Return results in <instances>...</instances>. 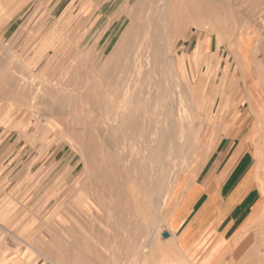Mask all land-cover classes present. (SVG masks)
Wrapping results in <instances>:
<instances>
[{
	"label": "rangeland",
	"instance_id": "374dc122",
	"mask_svg": "<svg viewBox=\"0 0 264 264\" xmlns=\"http://www.w3.org/2000/svg\"><path fill=\"white\" fill-rule=\"evenodd\" d=\"M135 1L128 0L129 5ZM152 1L149 5L162 3ZM204 2L216 16L188 23L185 37L167 50L172 59L164 54L163 63L154 62L147 50L140 56L139 67L133 57L125 60L111 53L126 24L119 11L125 0L12 2L16 16L8 24L0 20V126L5 141L13 146L5 148L6 161L0 162V187L7 190L6 198L15 199L7 201L14 206L15 222L0 226V264L99 262V254H90L88 249L83 253L78 242L80 218L133 215L145 226L143 217L152 214L154 226L159 224L157 216L167 213L171 190L180 186L176 183L181 178L195 174V161L205 154L203 111L196 109L190 81L207 77L197 63L199 58L190 64L182 57L195 39H212L213 46L223 51L222 65L231 70L228 93L251 95L252 111L242 101L237 112L248 113L253 124L252 149L263 174L260 187L264 194V0ZM210 63L208 58L204 65ZM220 77L211 79L215 87H199L200 95L217 99ZM104 86L109 91L101 89ZM218 104L210 105L216 109Z\"/></svg>",
	"mask_w": 264,
	"mask_h": 264
},
{
	"label": "crops",
	"instance_id": "0c3cea01",
	"mask_svg": "<svg viewBox=\"0 0 264 264\" xmlns=\"http://www.w3.org/2000/svg\"><path fill=\"white\" fill-rule=\"evenodd\" d=\"M15 1L25 0H0V20L5 24L16 16ZM186 51L181 55L185 61L192 64L199 58L197 63L207 77L190 81L196 109L203 111L205 154L195 161V174L184 176L176 183L180 186L171 190L168 211L158 214L157 226L152 214L143 217L145 226L133 215L80 218L81 240L77 239L83 253L88 249L90 254L100 255L99 262L89 264H264L263 174L252 149L250 116L237 112L242 101L252 111L253 100L250 94L228 93L231 70L223 67L224 53L213 46L212 39L192 40ZM208 58L211 63L205 66ZM178 62L183 73L182 58ZM215 75L221 76L219 97L200 95L199 87L217 85L210 83ZM212 102H219L216 109ZM2 130L0 126V162L4 164L5 148L13 146L5 141ZM7 195L0 187L1 227L3 222H15L14 206L7 203L15 199ZM72 239L75 245L77 241Z\"/></svg>",
	"mask_w": 264,
	"mask_h": 264
},
{
	"label": "bare ground",
	"instance_id": "6f19581e",
	"mask_svg": "<svg viewBox=\"0 0 264 264\" xmlns=\"http://www.w3.org/2000/svg\"><path fill=\"white\" fill-rule=\"evenodd\" d=\"M151 1V0H150ZM150 1L149 0H136L135 1V3L133 4V5H129V2H128V0H125V2L126 3H124L125 5L123 6V3H121L122 4V8L119 10L120 12H121V15H123L124 17H125V19H126V24H125V26H124V28H123V30L121 31V33H120V37H119V39H117V42L114 44V48L113 49H111L112 50V55H116V54H118L117 56H119V58H123V59H125V60H128V59H130L131 57H133V59L135 60V65H136V67H139V64H140V56L141 55H143L144 54V52H146L147 50H150L149 52H152V55H153V61L154 62H162L163 63V59H164V54L168 57V58H170V59H172L171 58V54L169 53V51H167L169 48H170V46H172V45H174V43L178 40V39H180L181 37H185L184 36V29H185V27L188 25V23H196L197 22V20H201L202 18H204L205 16H212L213 17V15H215L214 14V12H212L211 10V5L213 6V4H211L210 5V9L208 8V6H207V4L204 2V0H160V1H162V3H160V4H154L153 6L152 5H149V3H150ZM156 1V0H155ZM256 1V0H255ZM153 3H154V0L152 1ZM159 2V1H158ZM155 3H157V1L155 2ZM151 4V3H150ZM209 4H210V2H209ZM215 4H217V3H215ZM120 6V5H119ZM216 5H214V7H215ZM117 10H118V8H117ZM116 10V11H117ZM215 10V9H214ZM216 11V10H215ZM120 12L118 13V14H120ZM218 12H219V9H218ZM117 13V12H116ZM220 13V12H219ZM255 13V12H254ZM248 14V13H247ZM252 14V13H251ZM105 15V14H104ZM117 15V14H116ZM216 16V15H215ZM117 17H118V15H117ZM121 17V16H120ZM120 17H118V19H120ZM99 19V18H98ZM112 21V20H111ZM89 23V22H88ZM92 24H93V22H92ZM121 24H123V22H122V19H120V25ZM193 24V25H194ZM106 25L107 24H105V26L104 27H106ZM103 27V28H104ZM103 28L101 29L102 31H104L103 30ZM96 29V28H95ZM100 30V31H101ZM89 33V32H88ZM71 36V35H70ZM81 37H83V36H81ZM85 38V37H84ZM97 40V39H96ZM78 41V40H77ZM81 41V40H80ZM89 41V40H88ZM93 43V42H92ZM26 44V43H25ZM85 44H87V43H85ZM85 47V46H84ZM93 47V46H92ZM173 48H174V46H173ZM90 49V48H89ZM82 50V49H81ZM88 50V49H87ZM94 50V49H93ZM172 50V49H171ZM83 51V50H82ZM95 51V50H94ZM87 54V53H86ZM86 54H83L84 56L86 55ZM93 54H95V52L93 53ZM92 54V55H93ZM110 55V54H109ZM149 55V54H148ZM1 56V55H0ZM74 56V55H73ZM111 56V55H110ZM145 56V55H144ZM150 56H151V54H150ZM150 56H149V58H150ZM88 57V56H87ZM112 57V56H111ZM114 57V56H113ZM162 57H163V59H162ZM72 58V57H71ZM84 58V57H83ZM95 58V57H94ZM94 58H92V60H94ZM107 58H108V56H107ZM145 58V57H144ZM85 59H86V57H85ZM132 59V60H133ZM108 60V59H107ZM107 60H105V61H107ZM115 60V59H114ZM148 60H152L151 58L150 59H148ZM5 61V60H4ZM111 61H113L112 59L110 60V63H111ZM152 61V62H153ZM69 62V61H68ZM131 62V61H130ZM109 63V64H110ZM115 63V62H114ZM165 63V62H164ZM173 63V62H172ZM176 63H177V60H176ZM86 64H88V63H86ZM85 64V65H86ZM120 64V63H119ZM144 64V63H143ZM157 64V63H156ZM166 64V63H165ZM168 64V63H167ZM1 65H3V64H1ZM118 65V64H117ZM123 65V64H122ZM153 65V64H152ZM8 66V65H7ZM78 66V65H77ZM80 66V65H79ZM78 66V67H79ZM90 66V65H89ZM93 66V65H92ZM108 66V65H107ZM111 66V65H110ZM127 66V65H126ZM23 67V66H22ZM103 67H104V65H103ZM112 67V66H111ZM128 67V66H127ZM152 67V66H151ZM157 67V66H156ZM80 68H81V66H80ZM79 68V69H80ZM92 68V67H91ZM130 68V67H129ZM102 69V68H101ZM107 69V68H106ZM149 69V68H148ZM152 69V68H151ZM157 69V68H156ZM155 69V70H156ZM160 69V68H159ZM78 70V69H77ZM81 70V69H80ZM86 70V69H85ZM92 71V73L93 72H95V70L93 71V69H91ZM97 70H99V68L97 69ZM129 70V69H128ZM150 70V69H149ZM154 70V71H155ZM10 71V70H9ZM100 71H102V70H100ZM126 71V70H125ZM157 71V70H156ZM0 72H2V71H0ZM4 72V71H3ZM11 72V71H10ZM78 72V71H77ZM102 72H105L104 70L102 71ZM107 72H108V70H107ZM123 72V71H122ZM145 72V71H144ZM12 73V72H11ZM99 73H101V72H99ZM116 73H118V72H116ZM84 74V73H83ZM94 74V73H93ZM92 74V75H93ZM110 74V73H109ZM11 75V74H10ZM86 75V74H85ZM101 75V74H100ZM106 75V74H105ZM125 75V74H124ZM138 75V74H137ZM77 76V75H76ZM91 76V75H90ZM102 76V75H101ZM122 76H123V74L121 75V80H122ZM21 77H22V75H21ZM82 76H80V78H81ZM87 77V76H86ZM95 77V76H94ZM94 77H93V79H94ZM99 77V76H98ZM109 77L111 78V77H113V75H109ZM18 78V77H17ZM90 78V77H89ZM97 78V77H96ZM106 78V77H105ZM115 77H113V80H116V79H114ZM22 79H24V78H22ZM22 79H21V81H22ZM119 79V78H118ZM53 80V79H52ZM120 80V79H119ZM123 80H124V78H123ZM133 80V79H132ZM25 82H26V79L24 80ZM23 81V82H24ZM82 81V80H81ZM108 81V79L106 78V82L105 83H108L107 82ZM136 81H137V79H136ZM20 82V81H19ZM18 81H17V83H19ZM22 82V83H23ZM24 82V83H25ZM52 82V81H51ZM93 82V81H92ZM94 82H96V81H94ZM94 82H93V84H94ZM97 82H98V79H97ZM110 82H111V80H110ZM112 82H114V81H112ZM131 82V81H130ZM141 82V81H140ZM9 83V82H8ZM7 83V84H8ZM10 83H12V80H11V82ZM82 83H84V81L82 82ZM89 83V82H88ZM99 83V82H98ZM97 83V84H98ZM103 83H104V81H103ZM104 83V84H105ZM118 83V82H117ZM120 83V82H119ZM133 83V82H132ZM142 83V82H141ZM20 84H21V82H20ZM26 84V83H25ZM77 84H78V82H77ZM114 84V83H113ZM121 84V83H120ZM131 84V83H130ZM12 85V84H11ZM55 85V84H54ZM66 85V84H65ZM88 85V84H87ZM133 85V84H132ZM15 86H16V84H15ZM28 86V85H27ZM84 86V85H83ZM96 86V85H95ZM99 86V85H98ZM114 86V85H113ZM130 86V85H129ZM26 87V86H25ZM70 87V86H69ZM107 87V86H106ZM111 87V86H110ZM118 87H119V85H118ZM18 88V87H17ZM20 88H22V85L20 86ZM28 88V87H27ZM49 88V87H48ZM81 88V87H80ZM91 89H92V87H90ZM99 88H101V87H99ZM104 88H105V86L104 87H102L101 89H103L104 90ZM108 88H109V86H108ZM106 89L107 91H109V89ZM25 89V88H24ZM59 89V88H58ZM62 89V88H61ZM68 89V88H67ZM94 89V88H93ZM18 90V89H17ZM22 90V89H21ZM28 90V89H27ZM26 90V91H27ZM79 90V89H78ZM81 90V89H80ZM114 90H115V86H114ZM121 90V89H120ZM91 91V90H90ZM95 91H96V89H95ZM24 92V91H23ZM30 92V91H29ZM52 92V91H51ZM55 92V91H54ZM58 92V91H57ZM56 92V93H57ZM60 92V91H59ZM58 92V93H59ZM101 92H103V91H101ZM121 91H119V93H120ZM57 93V94H58ZM74 93V92H73ZM80 93H82V91L80 92ZM95 93V92H94ZM61 94V92L59 93V95ZM79 94V93H78ZM88 94H90V92L88 93ZM104 94V93H103ZM107 94V93H106ZM118 94V93H117ZM81 95V94H80ZM83 95V94H82ZM91 95V94H90ZM105 95V94H104ZM78 96V95H77ZM84 96H86V93H85V95ZM94 96V95H93ZM105 96H107V95H105ZM110 96V95H109ZM111 96H113V95H111ZM110 96V97H111ZM140 96V95H139ZM90 97V96H89ZM89 97L87 98L88 100H89ZM95 97V99H96V96H94ZM98 97V96H97ZM101 97H103V96H101ZM109 97V98H110ZM75 98V97H74ZM91 98V97H90ZM92 99H93V97L91 98V101H92ZM99 99V98H98ZM103 99H107V97H103ZM70 99L68 98V101H69ZM77 100H78V98H77ZM94 100V99H93ZM109 100V102H110V99H108ZM117 100H119V99H117ZM71 101L73 102L74 100L71 98ZM107 101V100H106ZM95 102V101H94ZM93 102V103H94ZM96 102H97V100H96ZM125 102V101H124ZM71 103V102H70ZM98 103H100V102H98ZM103 103V102H102ZM101 103V104H102ZM97 104V103H96ZM101 104H100V106H101ZM71 105V104H70ZM143 105V104H142ZM87 106H88V104H87ZM91 106V105H90ZM102 106H104V104H102ZM106 106H107V104H106ZM115 106V105H114ZM94 107V106H93ZM121 107V106H120ZM119 107V108H120ZM101 108H103V107H101ZM107 108V107H106ZM110 108V107H109ZM89 109V108H88ZM98 109H100V108H98ZM97 109V110H98ZM112 111H113V109L112 108H110ZM90 110V109H89ZM100 110H102V109H100ZM75 111H77V110H75ZM94 111L96 112V110H95V108H94ZM107 111V110H106ZM142 111V110H141ZM89 112H91V114H92V110H90ZM102 112V111H101ZM100 112V113H101ZM144 112V111H143ZM74 113V112H73ZM86 113V112H85ZM87 113H88V111H87ZM99 112H98V114H100ZM138 113H139V111H138ZM142 113V112H141ZM76 114V113H75ZM84 114V113H83ZM90 114V115H91ZM95 114V113H94ZM93 114V115H94ZM136 114V113H135ZM70 115H72V111H70ZM102 115V114H101ZM106 115H108V112H107V114ZM74 116V115H73ZM88 116V115H87ZM143 116V115H142ZM91 117V116H90ZM107 117V116H106ZM138 117V116H137ZM141 117V116H140ZM72 118V117H71ZM74 118H75V116H74ZM116 118V117H115ZM126 118V117H125ZM78 119H80V118H78ZM84 119V118H83ZM89 119V118H88ZM120 119V118H119ZM81 120V119H80ZM87 120V119H86ZM90 120V119H89ZM117 120V119H116ZM122 120V119H121ZM139 119H137V123L140 121H138ZM144 120V119H143ZM70 121H71V119H70ZM79 121V120H78ZM111 122V121H110ZM130 122V121H129ZM134 122V121H133ZM135 122H136V120H135ZM79 123V122H78ZM123 123V122H122ZM90 124V123H89ZM115 124V123H114ZM130 124H132L131 122H130ZM129 123H128V125H130ZM145 124V123H144ZM112 125H113V123H112ZM112 125H110V126H112ZM134 125V124H133ZM84 126H85V124H84ZM117 126H119L118 124H117ZM142 126V125H141ZM126 127V126H125ZM125 127H123V128H125ZM131 126H129L128 128H130ZM106 128V127H105ZM109 128V127H108ZM111 128V127H110ZM118 128V127H117ZM119 128H120V126H119ZM122 128V127H121ZM134 128H136V127H134ZM134 128H133V130H134ZM139 128V127H138ZM145 128V125L143 126V129ZM97 129V128H96ZM96 129H95V131H96ZM107 129V128H106ZM126 129V128H125ZM141 129V128H140ZM146 129V128H145ZM82 130V129H81ZM89 130V129H88ZM110 130V129H109ZM113 130V129H112ZM119 130V129H118ZM130 130H131V128H130ZM139 130V129H138ZM137 130V131H138ZM84 131H85V129H84ZM87 131V130H86ZM129 131V130H128ZM136 131V130H135ZM108 132V131H107ZM122 131H120V133H121ZM91 133H92V130H91ZM94 133V132H93ZM96 133V132H95ZM94 133V134H95ZM103 133V132H102ZM109 133H114V131L113 132H109ZM108 133V135H110ZM84 133H82V135H83ZM124 134V133H123ZM136 134V133H135ZM79 135H80V133H79ZM88 135V134H87ZM93 135V134H92ZM107 135V134H106ZM107 135V136H108ZM128 135H131V134H128ZM101 136V135H100ZM99 136V137H100ZM111 136V135H110ZM115 136V135H114ZM121 136H123V135H121ZM83 137V136H82ZM96 137V136H95ZM112 138L111 139H113L114 137H113V135L111 136ZM118 137H120V136H118ZM124 137H125V134H124ZM75 138V137H74ZM88 138V137H87ZM102 138V137H101ZM110 138V137H109ZM82 139V138H81ZM95 139V138H94ZM78 140H80V139H78ZM109 140V139H108ZM94 141H96V140H94ZM93 141V142H94ZM101 141V140H100ZM102 141H105V139L104 140H102ZM111 141V140H110ZM113 141V143H114V141H115V139L114 140H112ZM107 142H109V141H107ZM79 143V142H78ZM82 143V142H81ZM80 143V144H81ZM111 142H109V144H110ZM85 144V143H84ZM108 144V143H107ZM87 145H88V143H87ZM82 146V145H81ZM86 146V145H85ZM85 146H83V147H85ZM105 146V145H104ZM114 146H115V143H114ZM102 146H101V144H100V148H101ZM113 148V147H112ZM87 149H89V148H87ZM80 151V150H79ZM87 151V150H86ZM88 152V151H87ZM86 152V154H88ZM110 152V151H109ZM82 153V152H81ZM83 154V153H82ZM111 154V153H110ZM95 155V154H94ZM108 155V154H107ZM84 156V155H83ZM88 156V155H87ZM106 156V155H105ZM112 156H114L113 155V153H112ZM99 156H95V158H98ZM104 157V156H103ZM103 157H102V160H103ZM90 158V157H89ZM94 158V159H95ZM101 157H99L98 159H99V161L101 160L100 159ZM113 158V157H112ZM84 159V158H83ZM97 159V160H98ZM114 159V158H113ZM112 159V160H113ZM115 160V159H114ZM88 161V160H87ZM99 161H98V164H99ZM91 162V161H90ZM94 162V161H93ZM92 162V163H93ZM109 162V161H108ZM95 163V162H94ZM101 163H102V161L100 162V167H101ZM104 163V162H103ZM103 163H102V165H103ZM88 165V164H87ZM93 166H94V164H93ZM105 167V166H104ZM86 169V168H85ZM84 169V170H85ZM93 169V168H92ZM98 169H101V168H99L98 167ZM93 171V170H92ZM98 171V170H97ZM103 171H105V169L103 168ZM114 171V170H113ZM116 171V170H115ZM99 172V171H98ZM106 172V171H105ZM104 172V173H105ZM93 173V172H92ZM110 173H111V170H110ZM103 174V173H102ZM106 174H107V172H106ZM90 175H91V173H90ZM100 175V174H99ZM115 175V174H114ZM101 176V175H100ZM116 176V175H115ZM95 179V178H94ZM96 179H98V178H96ZM114 179H115V177H114ZM109 180V179H108ZM108 180H106V181H108ZM108 182H110V183H112V180H111V178H110V180L108 181ZM100 183V182H99ZM102 183V182H101ZM105 185V184H104ZM111 185V184H110ZM118 187H120V186H118ZM117 187V188H118ZM105 188H106V186H105ZM109 190V189H108ZM123 190V189H122ZM119 191V190H118ZM110 192V191H109ZM115 195H117L116 193H114ZM106 197V196H105ZM116 197V196H115ZM102 198V197H101ZM100 199V198H99ZM118 200L120 199V198H117ZM104 200H107V199H104ZM102 202V201H101ZM106 202V201H105ZM101 204V203H100ZM108 205H109V203H108ZM104 206V205H103ZM116 207V206H115ZM109 208V207H108ZM124 208V207H123ZM126 210V209H125ZM107 211V210H106ZM120 211V210H119ZM118 211V212H119ZM124 213H125V211H123ZM127 212V211H126ZM113 213V212H112ZM129 214V213H128Z\"/></svg>",
	"mask_w": 264,
	"mask_h": 264
},
{
	"label": "water",
	"instance_id": "95a60500",
	"mask_svg": "<svg viewBox=\"0 0 264 264\" xmlns=\"http://www.w3.org/2000/svg\"><path fill=\"white\" fill-rule=\"evenodd\" d=\"M164 237H167L166 233L163 234Z\"/></svg>",
	"mask_w": 264,
	"mask_h": 264
}]
</instances>
